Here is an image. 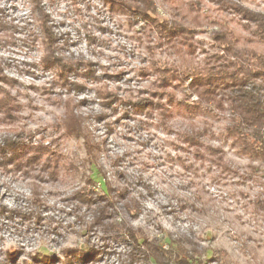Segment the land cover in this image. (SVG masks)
Listing matches in <instances>:
<instances>
[{"label": "clouds", "instance_id": "obj_1", "mask_svg": "<svg viewBox=\"0 0 264 264\" xmlns=\"http://www.w3.org/2000/svg\"><path fill=\"white\" fill-rule=\"evenodd\" d=\"M0 264H264V0H0Z\"/></svg>", "mask_w": 264, "mask_h": 264}]
</instances>
